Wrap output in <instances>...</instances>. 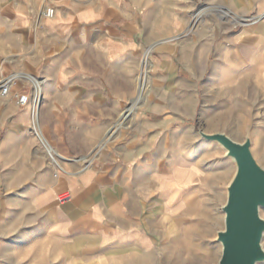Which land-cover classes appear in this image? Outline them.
<instances>
[{"label": "rangeland", "instance_id": "rangeland-1", "mask_svg": "<svg viewBox=\"0 0 264 264\" xmlns=\"http://www.w3.org/2000/svg\"><path fill=\"white\" fill-rule=\"evenodd\" d=\"M157 1L167 7L163 0ZM180 1L182 8L177 11L181 12L174 21L165 18L166 13L157 14V18L153 17L157 16L155 13L139 14L142 48L137 67H129L130 75L124 80L119 69L110 71L116 76L110 75L106 87L104 139L87 158L95 161L106 177L108 173L113 176L127 171L128 166H133L131 170L135 172L147 170L156 178L161 176L160 189L158 179L153 180L154 197L148 201L147 209L136 213L153 222L150 230L157 240L154 251L159 252L161 264H217L222 254L217 234L225 228L222 209L237 167L219 144L205 140L200 132L222 133L238 143L250 137L252 153L264 168V59L256 56L251 64L253 70L263 73L260 76L241 68L248 67L243 55L258 52L263 56L264 47L253 49L240 40L242 34L262 29L264 11L258 0ZM175 4L172 7L176 8ZM46 8L49 7L39 12L42 19H46L42 16ZM201 13L205 16L199 19ZM260 16L263 18L259 24L249 26ZM152 48L145 68L146 53ZM38 63L31 73L16 71L8 76L21 75L6 99L17 105L15 93L31 98L29 106L38 139L44 147L48 142L54 148L56 142L43 131L41 113L56 95L67 94L63 84L50 91L55 76L48 75L47 61ZM51 63L57 64V59ZM142 77L146 90L140 96ZM6 78H0V82ZM35 81L44 83L38 85L39 90ZM110 88L119 91V95H113ZM122 91L127 95H120ZM6 99L0 96V100ZM63 102L62 109L66 111L68 105L65 99ZM128 113L131 116L117 127ZM92 141L96 143L93 137L91 144ZM129 154L137 156V164H125L124 157ZM61 160L54 163L58 172L63 169ZM57 177L56 172L53 178ZM141 182L134 180L137 185ZM138 189L132 190V195L139 194ZM64 193L71 198L65 204L57 200L58 205L72 202L70 192L63 191L58 196ZM170 195L177 205L167 207ZM260 214L264 219V209ZM1 219L0 211V224ZM162 222L167 226H162ZM44 243L53 245L48 238L42 241L37 228L0 227V264H51L45 257L48 253L43 252Z\"/></svg>", "mask_w": 264, "mask_h": 264}, {"label": "crops", "instance_id": "crops-1", "mask_svg": "<svg viewBox=\"0 0 264 264\" xmlns=\"http://www.w3.org/2000/svg\"><path fill=\"white\" fill-rule=\"evenodd\" d=\"M162 2L167 7L157 0H0V78L31 73L38 62L47 61L48 75L55 76L50 91L63 84L67 94L56 95L41 113L43 131L56 142L62 159L60 172L38 139L30 103L18 107L12 99L0 100V227L37 228L42 241L53 243L43 244L51 264H161L153 222L136 214L154 197L155 174L126 166L127 171L106 177L87 157L104 139L106 87L110 75L116 76L110 71L119 69L124 80L127 69L137 67L139 14L166 13L173 21L180 15V0ZM258 3L264 11V0ZM47 6L55 11L53 19L40 17ZM240 40L253 49L264 47V25ZM250 55L242 56L248 67L241 68L262 75L251 64L264 55ZM64 99L70 111H63ZM91 137L96 143H90ZM124 161L135 165L137 156L126 155ZM137 179L142 181L138 185ZM137 187L139 194L132 195ZM63 191L72 195L65 206L56 203Z\"/></svg>", "mask_w": 264, "mask_h": 264}, {"label": "water", "instance_id": "water-1", "mask_svg": "<svg viewBox=\"0 0 264 264\" xmlns=\"http://www.w3.org/2000/svg\"><path fill=\"white\" fill-rule=\"evenodd\" d=\"M200 135L219 144L237 167L222 209L225 228L217 234V242L222 246L217 264H262L264 219L260 213L264 209V168L252 153V140L247 137L244 143H238L222 133Z\"/></svg>", "mask_w": 264, "mask_h": 264}, {"label": "built area", "instance_id": "built-area-1", "mask_svg": "<svg viewBox=\"0 0 264 264\" xmlns=\"http://www.w3.org/2000/svg\"><path fill=\"white\" fill-rule=\"evenodd\" d=\"M46 19H53L55 16V11L53 8H46L43 12V15ZM20 75V74H19ZM20 76H11L0 82V96L3 99L8 98L12 95V90L17 83V80L20 79ZM16 103L17 105L24 107L31 102V98L28 95L15 93ZM70 195L68 193H64L58 196L57 200L61 204H65L70 200Z\"/></svg>", "mask_w": 264, "mask_h": 264}, {"label": "bare ground", "instance_id": "bare-ground-1", "mask_svg": "<svg viewBox=\"0 0 264 264\" xmlns=\"http://www.w3.org/2000/svg\"><path fill=\"white\" fill-rule=\"evenodd\" d=\"M202 16H205V14H203V13H201L200 15H198V17H199V19H202L201 17ZM263 18V16H260V17H258V18H256V20H255V22H252V23H250L249 24V26H252V25H256V24H259L261 21V19ZM198 19V20H199ZM244 21H245V19H243ZM197 21V20H196ZM258 21H260V22H258ZM152 50H153V48L152 49H149L148 51H147V53H146V58H145V62H144V67L146 68H148V59H149V56H150V54H151V52H152ZM169 50V49H168ZM174 50V49H173ZM170 51V50H169ZM238 54H239V52H238ZM149 65H151V64H149ZM255 78V77H254ZM37 84V90H39V86L41 87L44 83L42 82H37V81H35ZM39 85V86H38ZM145 90H146V82H145V79H144V77H142V78H140V80H139V92H140V96H142L143 95V93L145 92ZM40 92H39V96H40ZM36 97H38V96H36ZM41 97H42V95H41ZM37 101H38V98H37ZM136 103V102H135ZM139 103V102H138ZM40 115V113L39 114H37V116H39ZM131 116V114H126L124 117H123V119L121 120V122L117 125V127H120L121 125H122V123L125 121V120H127L129 117ZM37 118V117H36ZM33 120V119H32ZM40 121V120H39ZM33 122H34V120H33ZM40 123V122H39ZM41 125V124H40ZM43 128V127H42ZM40 129V128H39ZM44 130V129H43ZM36 131V130H35ZM44 133V132H43ZM42 132H41V135H42V138H43V141H45L46 142V139H45V137H44V134H43ZM114 135V134H113ZM39 136V135H38ZM44 143V142H43ZM46 147H47V151L49 152V154L51 155V157L53 156L54 157V163L55 164H59L58 163V159L60 158V156H59V153H58V151L55 149V148H52L51 146H50V144L48 143V142H46ZM165 178V177H164ZM157 179H158V181H162V179H161V176L160 177H157ZM166 180H167V178H166ZM162 186V185H161ZM163 190V189H162ZM166 192V191H165ZM162 193V192H161ZM164 193V192H163ZM174 197V196H173ZM173 197L170 195L169 197H168V203H169V205L167 206V207H170L171 206V204H173V203H175L176 205H177V202H175L176 200H174L173 199Z\"/></svg>", "mask_w": 264, "mask_h": 264}]
</instances>
